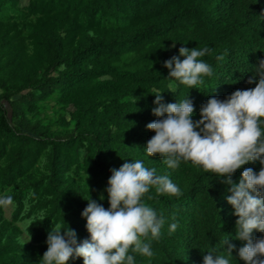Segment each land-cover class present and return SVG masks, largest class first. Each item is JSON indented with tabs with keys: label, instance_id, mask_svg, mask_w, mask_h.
Here are the masks:
<instances>
[{
	"label": "trees",
	"instance_id": "trees-1",
	"mask_svg": "<svg viewBox=\"0 0 264 264\" xmlns=\"http://www.w3.org/2000/svg\"><path fill=\"white\" fill-rule=\"evenodd\" d=\"M19 1L0 0V198L14 204L10 217L0 205V264H39L53 228L74 230L77 243L88 239V199L107 209L110 170L136 160L167 175L180 194L152 187L142 198L165 223L150 239L152 257L129 252L134 264H203L229 244L230 264H244L230 186L191 162L172 169L149 157L155 133L146 125L156 120L155 94L164 104L188 96L196 121L209 98L255 87L264 0ZM182 46L208 49L199 59L213 72L195 88L163 66ZM256 163L236 170L233 182Z\"/></svg>",
	"mask_w": 264,
	"mask_h": 264
},
{
	"label": "clouds",
	"instance_id": "clouds-1",
	"mask_svg": "<svg viewBox=\"0 0 264 264\" xmlns=\"http://www.w3.org/2000/svg\"><path fill=\"white\" fill-rule=\"evenodd\" d=\"M178 52V56L164 61L168 77L195 88L203 82L202 77L212 75L211 66L199 59L208 53L206 47L182 46ZM256 72L259 80L254 88L235 90L224 100L209 98L201 105L200 119L196 121L192 119L194 106L188 96L164 104L161 93L155 94L153 103L157 106L152 114L156 120L146 125L155 133L145 146L149 157L163 158L172 169L182 161L191 162L206 173L223 177L221 182L230 186L227 203L238 217L235 238L245 242L237 253L244 264H264V235L257 239L252 236L254 230L264 234V61ZM255 161V170L245 168L238 183L233 182L231 176L236 170ZM110 171L106 188L109 207L105 209L89 198L81 213L86 218L89 238L77 243L76 233L69 227L51 229L39 264H67L76 257L82 258L83 264H134L130 251L153 256L150 239L159 238L165 219L163 215L158 217L142 198L152 187L169 195H179L180 189L167 175H157L155 169L146 168L140 160ZM11 199L0 198V205L10 204ZM176 228V223L170 225V231ZM227 242L228 239L224 241ZM234 247L229 244L226 255L208 252L203 264H230Z\"/></svg>",
	"mask_w": 264,
	"mask_h": 264
},
{
	"label": "rangeland",
	"instance_id": "rangeland-1",
	"mask_svg": "<svg viewBox=\"0 0 264 264\" xmlns=\"http://www.w3.org/2000/svg\"><path fill=\"white\" fill-rule=\"evenodd\" d=\"M28 3L27 0H20L19 4L20 5H26ZM172 47V46H171ZM172 89V88H171ZM69 109H72V107H70ZM13 203L11 202L10 204L7 205H3L4 206V211H5V216L10 217L11 215V211L13 209Z\"/></svg>",
	"mask_w": 264,
	"mask_h": 264
}]
</instances>
